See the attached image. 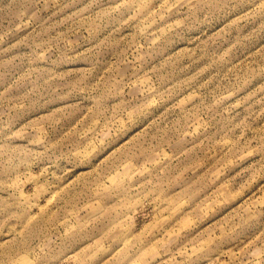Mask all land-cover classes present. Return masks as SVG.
I'll list each match as a JSON object with an SVG mask.
<instances>
[{"label": "rangeland", "instance_id": "374dc122", "mask_svg": "<svg viewBox=\"0 0 264 264\" xmlns=\"http://www.w3.org/2000/svg\"><path fill=\"white\" fill-rule=\"evenodd\" d=\"M0 264H264V0H0Z\"/></svg>", "mask_w": 264, "mask_h": 264}]
</instances>
